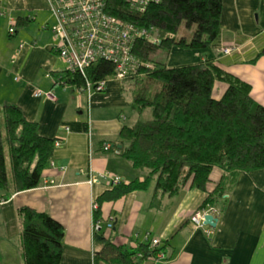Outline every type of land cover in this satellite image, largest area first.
<instances>
[{
	"label": "crops",
	"instance_id": "0c3cea01",
	"mask_svg": "<svg viewBox=\"0 0 264 264\" xmlns=\"http://www.w3.org/2000/svg\"><path fill=\"white\" fill-rule=\"evenodd\" d=\"M18 17L28 23L9 34ZM53 23L46 0H0V107L16 104L26 119L36 122L41 136L59 141L36 187L0 190V264H24L22 207L45 212L63 225L59 264H93L100 247L95 222L101 225L99 236L124 248L158 238L164 259L145 258L142 264H264V168L237 174L220 201L211 237L194 229L190 216L219 182L223 171L218 167L212 169L206 191L187 184L174 196H160L159 206L151 207V180L145 190L104 202L94 221L93 203L111 187L112 177L128 183L146 173L120 155L129 145L120 129L141 116L132 107L128 84L109 80L103 91L88 95L57 82L54 74L66 70V62L52 48ZM227 46L233 51L222 53ZM262 49L264 0H222L214 44L198 50L173 48L167 66L211 60L247 82L252 98L264 106ZM226 88L216 81L212 96L219 99ZM104 143L110 144L108 150Z\"/></svg>",
	"mask_w": 264,
	"mask_h": 264
},
{
	"label": "trees",
	"instance_id": "16d2710c",
	"mask_svg": "<svg viewBox=\"0 0 264 264\" xmlns=\"http://www.w3.org/2000/svg\"><path fill=\"white\" fill-rule=\"evenodd\" d=\"M221 9L222 0H161L139 13L125 0L108 1V13L139 27L156 28L159 42L137 38L132 48L137 70L119 81L127 82L135 111L141 114L147 108L151 110L150 119L139 118L119 132L129 141L120 155L146 173L141 179L112 184L98 195L94 221L100 219L104 202L145 190L151 180L155 181L151 207L159 206L160 196H174L187 184L206 191L214 167L222 169L223 174L200 207L214 206L220 212V201L237 174L264 168V106L252 98L250 85L211 60L167 66L172 48L198 50L214 44L220 34ZM27 23V18L18 17L12 25L13 34ZM113 73L112 62L99 59L86 68L85 77L95 82ZM54 75L60 84H85L78 71L66 69ZM216 81L227 84L219 99L212 96ZM53 148L54 140L41 136L36 122L26 119L19 106L3 104L0 190L18 192L36 187ZM19 211L24 264H59L63 225L30 207ZM95 238L100 247L93 254V264H142L149 255L162 251L160 245L151 247L150 241L130 249L97 232Z\"/></svg>",
	"mask_w": 264,
	"mask_h": 264
},
{
	"label": "built area",
	"instance_id": "2783aa9c",
	"mask_svg": "<svg viewBox=\"0 0 264 264\" xmlns=\"http://www.w3.org/2000/svg\"><path fill=\"white\" fill-rule=\"evenodd\" d=\"M109 0H46L47 8L51 13L54 23L50 26L53 37L52 48L65 60L66 69L78 71L85 78V84L81 87L71 85H61L82 91L88 95L103 91L106 83L111 80L121 81L128 75L136 72L138 61L136 60L132 48L137 38H144L152 42H159L158 30L154 27H139L134 23L124 21L108 13ZM131 9L142 13L146 7L152 3H159L161 0H125ZM13 34L14 28L8 30ZM233 47H224L222 53L229 54ZM104 59L111 61L114 65V73L106 78L95 82L89 81L85 77L86 68L93 62ZM54 146H59V141L54 140ZM103 150L110 148L109 143H104ZM54 166V161H50ZM120 181L118 177H112V184ZM89 183L92 182L90 177ZM96 204L93 203V209ZM205 215H212L218 218L219 210L214 206L199 207L193 211L190 221L193 228L202 231L206 237H211L214 228L204 223ZM111 227V224L107 225ZM101 228L100 222L93 225L94 232ZM145 239H148L145 237ZM151 247H158V238H151ZM147 258L155 261L163 260L162 251Z\"/></svg>",
	"mask_w": 264,
	"mask_h": 264
},
{
	"label": "rangeland",
	"instance_id": "374dc122",
	"mask_svg": "<svg viewBox=\"0 0 264 264\" xmlns=\"http://www.w3.org/2000/svg\"><path fill=\"white\" fill-rule=\"evenodd\" d=\"M175 52H176V50L172 52V56H174ZM167 63H168V60H167ZM111 81H117V80L111 79ZM124 84H127V82H125ZM140 116H141L140 118L142 120L150 119L151 118V110L149 108L143 110V112L140 114ZM6 162H7V165H8L7 167L9 168V163H8V161H6Z\"/></svg>",
	"mask_w": 264,
	"mask_h": 264
},
{
	"label": "water",
	"instance_id": "95a60500",
	"mask_svg": "<svg viewBox=\"0 0 264 264\" xmlns=\"http://www.w3.org/2000/svg\"><path fill=\"white\" fill-rule=\"evenodd\" d=\"M218 218L213 217L212 215H205L204 223L210 225L211 227H216Z\"/></svg>",
	"mask_w": 264,
	"mask_h": 264
}]
</instances>
